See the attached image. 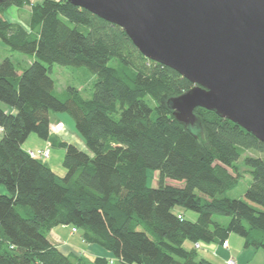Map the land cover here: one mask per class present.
<instances>
[{"label":"trees","instance_id":"trees-1","mask_svg":"<svg viewBox=\"0 0 264 264\" xmlns=\"http://www.w3.org/2000/svg\"><path fill=\"white\" fill-rule=\"evenodd\" d=\"M32 1L0 4V40L32 58L27 67L0 63V264H214L184 242L222 245L230 233L264 251V157L244 156L243 199L224 196L239 182L235 162L246 151L264 156V143L204 108L194 109V125L177 122L167 100L193 86L187 79L145 58L119 26L67 0ZM26 6V26L4 17ZM53 65L87 68L92 97L73 87L58 97ZM50 112L66 113L86 148L59 143L63 176L22 148L30 134L48 141ZM58 226L109 257L64 254L48 239Z\"/></svg>","mask_w":264,"mask_h":264},{"label":"water","instance_id":"water-1","mask_svg":"<svg viewBox=\"0 0 264 264\" xmlns=\"http://www.w3.org/2000/svg\"><path fill=\"white\" fill-rule=\"evenodd\" d=\"M67 1L193 85L167 100L177 122L192 126L204 108L264 143V0Z\"/></svg>","mask_w":264,"mask_h":264},{"label":"rangeland","instance_id":"rangeland-1","mask_svg":"<svg viewBox=\"0 0 264 264\" xmlns=\"http://www.w3.org/2000/svg\"><path fill=\"white\" fill-rule=\"evenodd\" d=\"M40 0H33V3H37ZM30 14V8L28 6L18 10L15 7H12L6 11L4 14V17L7 19H10L11 21L17 22L23 26H26L28 22ZM70 26H72L70 24ZM9 58L14 64L18 65L19 67H27V65L32 61V58L30 56H27L23 53L12 51L10 50L1 40H0V63L5 59ZM50 77L52 78L54 82V90L58 97L62 98L64 97L65 90L67 87H73L76 88L83 98L90 99L92 97L93 93V84L96 80V77L94 74H92L87 68L85 67H71V66H60V65H53L51 67V71L49 73ZM53 114V112H51ZM66 114V113H63ZM67 115V114H66ZM68 116V115H67ZM194 125V124H193ZM31 146H40L42 145V141L35 135L31 134L28 141L25 145H23V148H27L28 145ZM50 149V148H49ZM51 150V149H50ZM64 155V151L59 150L58 148L55 149V147L51 150V158L48 159V162H57L58 165L54 167L55 173H57L60 176H63L65 174V169L61 166V161ZM245 155H251V156H259L264 157L262 154L246 151L243 153L238 161L235 162V166L237 167L240 178L238 185L228 190L226 193H224V196L231 198V199H243V195L245 190L247 189L251 177L248 172L249 168L243 163V158ZM50 157V154H49ZM62 157V158H61ZM46 162V161H44ZM157 172H149L148 173V185L150 187H157L158 181H157ZM166 183L169 185H177L179 186L178 182L172 181V180H166ZM0 190H2L3 193H6L5 188L3 186L0 187ZM175 211L185 210L186 212V219L195 221L197 219V213L190 210L185 209L180 206H176ZM192 215L194 219L191 218ZM212 219L218 223H221L223 225H226L228 223L229 218L225 216H219V215H213ZM70 230V227L69 229ZM71 232L74 233L71 229ZM77 234L76 236H78ZM228 241H229V252L231 253V257L229 259L236 260V254L239 252H244L246 249H244L243 245V239L234 234L230 233L228 235ZM200 245V248H196L195 244L185 241L183 244V247L187 250L194 247L197 250V254L201 257L206 258L207 260L211 261L214 264H227L226 261L223 260L220 256L216 254H212V248H216L217 244L215 242L206 243L203 241L198 242ZM206 249H209L207 252ZM83 253V254H82ZM79 253L81 256L84 255V257H87L86 252ZM87 259V258H86ZM236 262V261H235ZM264 263V251L262 249H259L256 251L255 256H253L249 262L246 264H261ZM112 264V263H111ZM113 264H119L117 261H115Z\"/></svg>","mask_w":264,"mask_h":264},{"label":"crops","instance_id":"crops-1","mask_svg":"<svg viewBox=\"0 0 264 264\" xmlns=\"http://www.w3.org/2000/svg\"><path fill=\"white\" fill-rule=\"evenodd\" d=\"M7 110L12 112V110H10V109H7ZM49 122H50V124H49L48 142L50 143V149L51 150L53 147H55V149L58 148L59 150L64 151V149L59 145L60 142L70 143V144L75 145L80 150H83V151L86 150L84 142L80 138V136L77 134L72 120L66 114H63V113H53L52 114L50 112ZM30 135L28 136L26 141L22 144V148H23V145H25L26 142L28 141ZM0 138H1V135H0ZM43 147H45L44 141H42V145L36 146V147L31 146L29 143L28 147L26 149L25 148H23V149L25 151L29 152V151H36V150L41 149ZM51 150H50V157L48 159L51 158ZM48 159L46 160L45 163L55 173L54 167L56 165H58V163L57 162H51L50 163V162H48ZM55 174L58 175L57 173H55ZM58 176H60V175H58ZM0 193H3L2 190H0ZM176 212L183 215L184 217L186 216L185 210L178 209V210H176ZM190 216L192 219H194V217L192 215H190ZM68 229H69V226L55 227L54 229H52L50 231L49 236H48V239L51 242V244L53 246H55L56 248H58L61 252H63L64 254L70 253V254H74V255H77V254L82 253V252H86L88 255L85 258H87L89 261H93L97 256L109 257V254L107 252H105L104 250L100 249L99 247H97L95 245L87 244L81 239V237L79 235L76 236L78 234L77 232L72 233L71 227H70V230H68ZM226 242H227V248L222 247V245L220 243H216L217 246H216L215 250H214V248H212V254H216V255L220 256L223 260L229 259L231 257V253L229 252V241H228V239H226ZM198 245H199V243H198ZM199 248H200V245H199ZM244 249H246V248H244ZM206 251L208 252L209 249H206ZM256 251H258V250H254L251 248L246 249L244 252L237 251L238 253L236 254V260H235L236 264H246L247 262H249V260L253 256H255ZM115 261H117L119 264H122L118 260H113L112 264ZM261 264H263V262Z\"/></svg>","mask_w":264,"mask_h":264},{"label":"built area","instance_id":"built-area-1","mask_svg":"<svg viewBox=\"0 0 264 264\" xmlns=\"http://www.w3.org/2000/svg\"><path fill=\"white\" fill-rule=\"evenodd\" d=\"M2 132H3V128L0 125V135H2ZM49 148H50V143L47 141V142H45V147L38 149L36 151H29L28 153L32 158L37 159V160H41L44 162L49 158V154H50ZM72 231L74 232L75 230L72 229ZM195 247L199 248L198 243L195 244ZM222 247L227 248V242L226 241H224L222 243ZM226 263L227 264H236V262L233 259H228L226 261Z\"/></svg>","mask_w":264,"mask_h":264}]
</instances>
